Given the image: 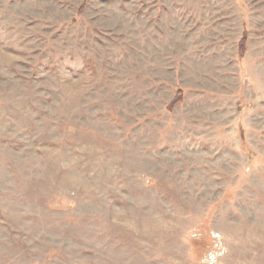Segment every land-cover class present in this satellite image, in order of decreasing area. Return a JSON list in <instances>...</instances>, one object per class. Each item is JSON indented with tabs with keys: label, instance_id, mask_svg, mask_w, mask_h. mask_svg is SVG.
<instances>
[{
	"label": "rangeland",
	"instance_id": "rangeland-1",
	"mask_svg": "<svg viewBox=\"0 0 264 264\" xmlns=\"http://www.w3.org/2000/svg\"><path fill=\"white\" fill-rule=\"evenodd\" d=\"M0 264H264V0H0Z\"/></svg>",
	"mask_w": 264,
	"mask_h": 264
},
{
	"label": "trees",
	"instance_id": "trees-1",
	"mask_svg": "<svg viewBox=\"0 0 264 264\" xmlns=\"http://www.w3.org/2000/svg\"><path fill=\"white\" fill-rule=\"evenodd\" d=\"M247 37V31H244V36L242 41L240 42V46L242 48V52H244V46H245V39ZM182 100V91L179 90L177 97L171 102V106H173L175 103H179Z\"/></svg>",
	"mask_w": 264,
	"mask_h": 264
}]
</instances>
